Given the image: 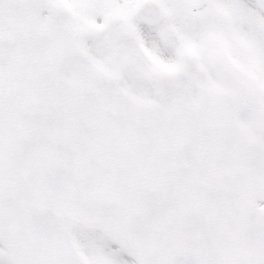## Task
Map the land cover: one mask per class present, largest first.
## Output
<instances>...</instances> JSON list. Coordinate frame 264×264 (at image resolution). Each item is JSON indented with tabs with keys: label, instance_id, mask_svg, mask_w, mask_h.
I'll return each instance as SVG.
<instances>
[{
	"label": "snow or ice",
	"instance_id": "snow-or-ice-1",
	"mask_svg": "<svg viewBox=\"0 0 264 264\" xmlns=\"http://www.w3.org/2000/svg\"><path fill=\"white\" fill-rule=\"evenodd\" d=\"M0 264H264V0H0Z\"/></svg>",
	"mask_w": 264,
	"mask_h": 264
}]
</instances>
